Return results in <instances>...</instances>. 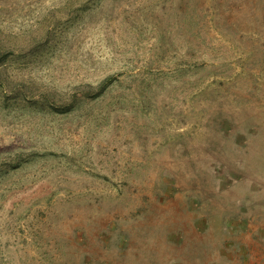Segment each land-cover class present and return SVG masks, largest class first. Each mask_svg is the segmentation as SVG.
I'll return each instance as SVG.
<instances>
[{
	"label": "rangeland",
	"instance_id": "obj_1",
	"mask_svg": "<svg viewBox=\"0 0 264 264\" xmlns=\"http://www.w3.org/2000/svg\"><path fill=\"white\" fill-rule=\"evenodd\" d=\"M0 264H264V0H0Z\"/></svg>",
	"mask_w": 264,
	"mask_h": 264
}]
</instances>
